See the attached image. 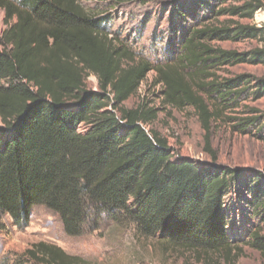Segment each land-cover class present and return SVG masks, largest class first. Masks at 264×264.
<instances>
[{"label":"trees","instance_id":"obj_1","mask_svg":"<svg viewBox=\"0 0 264 264\" xmlns=\"http://www.w3.org/2000/svg\"><path fill=\"white\" fill-rule=\"evenodd\" d=\"M159 1L170 12L180 50L155 66L79 0H0L7 26L0 34V223L8 216L16 227H28L33 207L44 205L71 236L106 214L134 225L142 237L161 235L167 254L231 262L247 246L264 260L260 176L219 164L209 141L211 162L174 160L167 140L152 128L159 108L126 106L155 71L162 104L192 108L210 135L227 109L221 103L238 100L254 81L240 74L218 82L214 70L264 63V49L214 44L260 38L264 26L241 21L254 19L264 3ZM90 75L98 78L97 90L87 89ZM254 87L262 97L264 78ZM236 185L252 193L257 220L244 244L229 237L225 212V197ZM23 257L22 264H93L47 241L33 243Z\"/></svg>","mask_w":264,"mask_h":264},{"label":"rangeland","instance_id":"obj_2","mask_svg":"<svg viewBox=\"0 0 264 264\" xmlns=\"http://www.w3.org/2000/svg\"><path fill=\"white\" fill-rule=\"evenodd\" d=\"M88 10L106 20L105 26L115 35L127 40L140 56L152 60L155 66L171 61L179 52L180 40L172 36L170 12L159 0H125L113 3L110 0H79ZM264 3V0H262ZM241 23L264 26V8L254 19ZM4 13L0 12V34L6 29ZM260 38L241 41L217 42L214 45L225 49L249 51L264 49V32ZM2 47L0 46V50ZM216 80L225 82L240 74L254 78L253 83L241 97L221 104L225 111L220 120L212 123L210 135L192 108L178 110L165 107L161 102L163 86L154 85L156 72H151L142 83L138 93L126 102L133 107L149 102L159 108L153 124L158 134L165 138L174 160L188 159L196 163H208L212 156L206 151L207 143L217 154V162L246 173H254L264 181V92L262 97L254 93L257 79L264 78V63L223 65L214 70ZM88 90L99 88L98 78H86ZM255 121L254 124H252ZM0 126H3L0 117ZM80 131H85L81 127ZM252 193L243 187L233 186L225 197V212L228 216V234L234 242L244 244L257 220L249 203ZM162 236H140L134 225L119 223L106 214L90 218L87 230L82 235H68L57 212L35 205L31 221L23 229L13 225L10 217L0 223V264H22L23 252L33 243L47 241L62 247L69 254L80 256L93 264H264L260 253L244 247L243 253L231 262L212 255L209 261L198 260L188 254L165 253ZM33 264V263H26Z\"/></svg>","mask_w":264,"mask_h":264}]
</instances>
